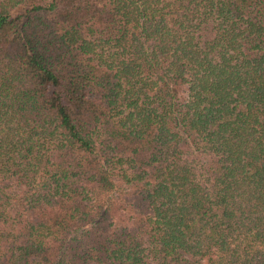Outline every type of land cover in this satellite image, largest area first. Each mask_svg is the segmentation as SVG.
I'll return each instance as SVG.
<instances>
[{
    "label": "trees",
    "instance_id": "trees-1",
    "mask_svg": "<svg viewBox=\"0 0 264 264\" xmlns=\"http://www.w3.org/2000/svg\"><path fill=\"white\" fill-rule=\"evenodd\" d=\"M0 264H264V0H0Z\"/></svg>",
    "mask_w": 264,
    "mask_h": 264
}]
</instances>
